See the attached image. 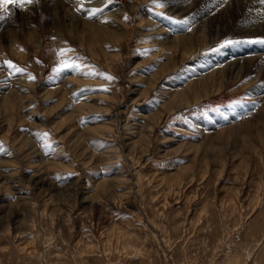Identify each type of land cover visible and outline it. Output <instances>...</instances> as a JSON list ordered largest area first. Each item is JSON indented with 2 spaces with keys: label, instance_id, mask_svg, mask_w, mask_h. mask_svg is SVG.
<instances>
[{
  "label": "rangeland",
  "instance_id": "obj_1",
  "mask_svg": "<svg viewBox=\"0 0 264 264\" xmlns=\"http://www.w3.org/2000/svg\"><path fill=\"white\" fill-rule=\"evenodd\" d=\"M71 1L109 31L57 35L43 0L0 24V264H264V75L203 81L264 55V3ZM189 28L204 36L175 64L167 39Z\"/></svg>",
  "mask_w": 264,
  "mask_h": 264
},
{
  "label": "bare ground",
  "instance_id": "obj_2",
  "mask_svg": "<svg viewBox=\"0 0 264 264\" xmlns=\"http://www.w3.org/2000/svg\"><path fill=\"white\" fill-rule=\"evenodd\" d=\"M43 1H44V9L46 10L47 16H48L47 18L49 19V21H51L50 27H52L55 30V33L57 35L60 34L59 32L62 29V23H65L66 25H68V29L70 32L81 34V36H84V34H86V32L88 33V31L94 32V33L99 32V34L101 31H106V32L109 31L108 30L109 28L106 29V27L101 25V23H99L97 20H93V21L85 20V19H83L84 16H82V15H81L82 16V18H81L79 15L81 13V11L77 15L76 14L77 10H75L76 8L74 9L75 10V13H74L72 11V7L70 6V0L69 1L68 0H43ZM84 1H85L84 3H87V4H100V5H102V2H103V0H84ZM71 2H73V0ZM257 2H258L257 0H249V3H252L253 5H256L258 7V10H256V11L262 13L263 10H261V9L263 6L260 7L257 4ZM92 7H93V5H92ZM85 8H83V9H85ZM88 8H89V5H88ZM182 8L187 9V7H185V6H183ZM117 9H119V8L116 7L113 10H117ZM113 10H110L105 14H108V16L111 15L114 17H118V15L121 14V13H114L115 11L113 12ZM35 11H36L35 9L32 8L30 10V8L28 7V9L25 11V13H21V16H20L21 17V29L26 34L28 41H31L34 44L35 48L36 49L39 48V50H40V48L42 47L44 42H43L42 36L39 35L40 30L37 31V28L35 25V17H34ZM105 14H103V15H105ZM16 19H18V18H16ZM8 20H10V19H8ZM2 21L5 22V20H0V24L2 23ZM150 23H151V21H150ZM6 25H8L7 27L6 26L5 27L7 28V32H9L10 41L14 42L15 40H17L16 39L17 38L16 37L17 31L15 28L9 26V22H7ZM112 26H110V27H112ZM118 27H117V29H118ZM160 30H161V32L167 31L164 28H160ZM12 31H14V32H12ZM202 35L203 34L200 33L199 35L194 36V33L191 29L190 31L189 30L184 31V33H175L169 39H167L168 45L171 46L174 50V54L171 57V61L174 62L175 64L180 63L182 57L189 54L193 50L192 47H193L194 40H198L199 38L204 36V35L203 36ZM245 58L248 59L247 62H244ZM256 58H254V60H253L251 57H248V56L230 57V58L228 57L227 59H225L226 63L218 71L212 70V71H210L208 76H205L203 78L204 83H206L204 90L206 89L207 84L210 80H212L213 82H214V80L216 82L218 80V82H219L218 84L220 85L222 82H224V78L225 79L228 78V76H230L231 74H234V75L237 74L238 75V74L243 73L244 71H251V72H260L261 71L262 74L264 75V55H263V53H261L259 55L258 59H256ZM250 59H252V60H250ZM226 65H228L227 68L225 67ZM243 68H244V71L242 72ZM198 97H200V94L198 95Z\"/></svg>",
  "mask_w": 264,
  "mask_h": 264
},
{
  "label": "snow or ice",
  "instance_id": "obj_3",
  "mask_svg": "<svg viewBox=\"0 0 264 264\" xmlns=\"http://www.w3.org/2000/svg\"><path fill=\"white\" fill-rule=\"evenodd\" d=\"M35 0H0V11L3 12V15H0V20H3L6 16L9 15V5H13V6H18L20 8L25 7L26 5L32 4L34 3ZM108 2L110 3L111 0H108ZM262 3H264V0H261ZM158 7H164L163 4H158ZM82 10V9H81ZM103 9L101 8H94V9H90L88 10V14L89 17L95 15L98 12H101ZM127 19V17H125ZM167 19H169L170 21H173L176 24L179 25H187L189 23V20L187 18L185 19H181V20H173V17L169 16L167 17ZM189 31L191 30L190 28L188 29ZM235 41H232L230 39H225L220 45L219 47H224L225 45L228 44H232ZM63 49L61 50V52L59 53L60 55L63 54ZM4 64L7 66V68L13 70L16 73H20V72H24L25 70L22 68L17 67L16 65H14L11 61H4ZM64 69H73L75 71H80L81 69V65L76 63L75 61H69V60H62L59 65L53 69L56 72H61ZM84 75H90V76H100L104 79H108L111 80L113 79V77H111L110 75L103 73V72H98V71H89V72H85L83 73ZM28 78L30 80L35 79L34 76H32L31 74H29ZM45 136H47V133L44 134ZM2 150V149H0Z\"/></svg>",
  "mask_w": 264,
  "mask_h": 264
}]
</instances>
